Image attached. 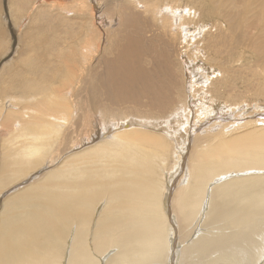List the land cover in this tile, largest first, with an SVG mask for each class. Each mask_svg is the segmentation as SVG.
Instances as JSON below:
<instances>
[{
  "label": "bare ground",
  "instance_id": "bare-ground-1",
  "mask_svg": "<svg viewBox=\"0 0 264 264\" xmlns=\"http://www.w3.org/2000/svg\"><path fill=\"white\" fill-rule=\"evenodd\" d=\"M163 1L61 5L85 15L80 50L66 52L79 71L60 60L73 35L58 25L29 67L49 68L35 76L48 80L5 82L21 98L0 102V188L59 165L4 198L0 264H264V118H252L264 114V0L201 3L222 19L205 43L210 65L195 42L198 2ZM203 84L206 123L192 107ZM246 103L248 120L234 111Z\"/></svg>",
  "mask_w": 264,
  "mask_h": 264
},
{
  "label": "rangeland",
  "instance_id": "rangeland-1",
  "mask_svg": "<svg viewBox=\"0 0 264 264\" xmlns=\"http://www.w3.org/2000/svg\"><path fill=\"white\" fill-rule=\"evenodd\" d=\"M78 1L80 2V0H78ZM182 1L184 2V8L183 9H185L187 7H190L189 3H193V0H182ZM196 1L198 2L199 8H200L198 13L200 11L202 12L200 31L198 32L199 34L197 33L199 37L195 36V42H199L196 47L202 48L204 50V51L201 50L200 53L198 54L199 58L201 59L200 63L205 61L207 65H210L211 62L209 61L208 53L205 50L206 49L205 48L206 47L205 43L207 41H209V39H210L209 35L212 32L215 31V29L217 28L219 22L222 23V19L220 17H217V18L214 17L213 18V17H211L212 15H209L208 13H204L205 11H207V9H210V5L207 4L206 2H204V0H196ZM207 2H209V0H207ZM0 3H1V5H0V72H1L0 73V98H1L0 102L4 100L5 104H7V105H8V103H10L11 106L19 107V105H15L16 102L13 101L12 98L13 97H16V98L18 97V99L21 98L20 97L21 94H19L20 91L17 88H14L12 90L14 92L7 91L8 90L7 86L9 87V85H6L5 82H7V81L8 82L17 81L18 83H20V82L24 81V78L25 79H27V78L29 79L31 77L35 78V76H37L38 74H43V75L46 76L48 73H50L51 70L49 68H47L46 70H42V69L39 68V69H36L34 71L33 70L34 69L33 68L34 67L33 64L37 63V61L35 60V57L40 55V53H42V52L43 53L47 52L46 51L47 50V43H46V40H44L43 38H46L50 32H52V34L55 37H57L59 35H62L60 31H57V29H59V27H61V26H63L61 29H64V30L68 29L67 31L69 32L70 36L73 35V37H71V39L69 40V43L67 45L68 47L70 45V48H68L69 52L66 49L65 50L66 56H64V58L60 59V60H63V61L65 60L63 63H68L69 62L68 56H72V54H73L75 49H76L77 52L80 50L78 37H79V35L81 33L80 21H79V20H81V17L79 18V16H85V15L75 14L74 11H70V12L68 11L67 12L66 10L62 9L63 7H61V5H64V7H66L65 4L77 3V0H54V1L53 0H51V1L50 0H12V1L11 0H0ZM48 3H49V5H48ZM201 3H205V6L207 7L206 9H203L204 12L201 10L204 4H201ZM16 4H18V5H16ZM227 4H230V3H227ZM96 5L99 7V5L97 3H96ZM165 6H166V4L163 6V8ZM114 7H115V9L118 8V6H115V5H114ZM114 7L112 8V6H111V8H110L111 10H108V11L109 12L110 11L114 12L115 11ZM15 8H17V9H15ZM260 8H261V6H260ZM211 9H213V5L212 4H211ZM101 12H103V11H101ZM115 13H117V11H115ZM77 16H78V18H77ZM62 18H64V20ZM68 18H69V20L67 21ZM67 22L70 23L69 27H67V25H66ZM49 23H53L54 26L52 28H50L49 25H48ZM47 25H48L49 28L47 27ZM58 25H60V26L58 27ZM40 26H41V28H40ZM44 26H45V28H44L45 30L43 29ZM74 30H76L75 31L77 33L76 35L74 33ZM194 31L196 32V26L193 29V32ZM41 33L44 34V36ZM63 35H65V33H63ZM112 37H114L113 34H112ZM30 40H31V42H30ZM44 41L46 43L44 45H46V46L43 45ZM44 47H46V48H44ZM230 48H231V46H230ZM59 50L60 49H58L57 51H59ZM66 52L67 53H72V54L70 55V54H67ZM194 52H196V49H193L191 51V54H193ZM30 58H32V59H30ZM46 58H49V56L46 55ZM50 58L54 59V58H57V56L52 55V56H50ZM185 58H190V57L189 56L187 57L186 54H185ZM28 59H29V61L31 63L27 64L28 65L27 66L26 63H29V61L28 62H26V61ZM24 60H26V61H24ZM33 60H34L35 63H32ZM249 60L250 59H247L246 61H249ZM243 61L241 63H243ZM55 63H58V61H56ZM250 63H252V62H250ZM68 64L69 65L71 64L72 65V67H71L72 70L77 72V70H78V65L77 64H74V62H70ZM29 67H31L33 69H31ZM258 67H259L260 71H262L264 73L263 68H262L263 65L261 67L260 66H258ZM17 69L20 70L21 72H18ZM38 70H40V71H38ZM16 71L19 74L23 73L22 75H20L21 77L18 75V73ZM22 71H25V72H22ZM29 71H31L32 74H31V72L29 73ZM215 74L216 73L213 72L212 73V77H215ZM30 75H33V76H30ZM18 76H19V78H18ZM22 76H24L23 79H22ZM60 76L61 77L58 80L59 84L62 82V85H64L65 82H66L64 80L65 76H64V74H62ZM37 78L39 79L38 80L39 82H44V81L48 80L47 78H43L42 77L43 78L42 79L41 77H36L35 81L37 80ZM78 85L76 84L74 88H78ZM204 86H205V84L200 85V86L197 87V90H196L197 94L193 98L197 102L192 107L194 109V117L195 118H197L198 114H201V115H205L206 114L204 117L201 116V119L205 120V123H206L209 118H212L214 116V114H211V115L207 114V112H206L207 110L204 109V108H208V107L211 106V102H209V100L207 98V95L209 94V89L207 88L206 90H204L203 89ZM5 90L7 92H5ZM16 93H17V95H16ZM2 94H4V96H2ZM9 94H13V95H9ZM237 95H240L239 91H238ZM9 97H12V98H9ZM70 98H71L72 102L76 101V99H74L75 97L74 98L70 97ZM6 99H8V100H6ZM186 103L188 104V100H187ZM254 103L255 102H253L252 105H254ZM248 107H251V103H246L245 105H240L237 108H235L234 111H236L238 113V116L241 113H243L244 114V119L248 120V119H251V118H247V114L246 113H247V108ZM73 108L76 110L75 105L73 106ZM187 110L191 111V105L187 106ZM227 111L232 112V110H227ZM255 113L253 114L255 116H253L252 118H258L257 121H259V122H258V124L256 123V127H255V128H257L260 125H262L261 122H263V121L260 118H264V114L261 115L260 114L261 112H259L258 110H256ZM73 116H75V115H73ZM190 120L191 121H189V125H190L189 126V130L193 132V130H194L193 127L194 126L191 127L192 124L194 123L193 122V118L191 117ZM3 122L4 121H0V156H1V152H2V145L1 144L3 142V138L7 135V131H8V128L3 124ZM2 128H4V130ZM253 128H254V125L248 126V129L246 127H245V129H244V127H243V129L240 128V129H238L237 132L236 131L235 132L236 133H241V131H242V133H243V132H245L247 130H250V129H253ZM260 128H264V126H260ZM200 129H201V127L198 128V131ZM88 132L91 133V131H88ZM92 132H94V131H92ZM177 139H180V140H177V143L178 144L180 143L179 146H181V144L183 143V140H182L183 138L180 136V137H177ZM92 140L93 139H91L90 142H88V143H84L83 144L84 146H81L79 148H75V149L71 150V152H73L74 150L76 151V149L77 150L82 149L83 147L87 146L88 144H91ZM192 142L193 141H190V142L188 141V143L186 145L187 146L186 163L188 161V156H189L190 150L192 148V144H193ZM189 143H190V147H188ZM69 152L70 151H66L63 154L66 155ZM56 160L57 159H55L53 161V164H51L49 166L47 164H44L43 166L38 167L37 169L33 170L32 174L28 175L26 178H23L22 180H20V181H18L16 183L10 185L9 187L4 188V189L0 188V210L3 207L2 203H3L4 198L7 197L8 195L12 194L15 191L13 189H15L16 187L18 189V187L24 186V185L28 184V182L30 183V180H32V178H30V177H34V176L37 177V175H39V174H40L39 177H41V174H44L46 171H48V170H50L52 168H55L57 165H59L58 163L55 162ZM47 162H50V158L47 159ZM174 162H175V160L172 158V163H171L170 167L172 165H174ZM44 166H46V167H44ZM169 172H171V169H169L168 173L166 172L165 175L167 176L169 174ZM19 185H21V186H19Z\"/></svg>",
  "mask_w": 264,
  "mask_h": 264
}]
</instances>
